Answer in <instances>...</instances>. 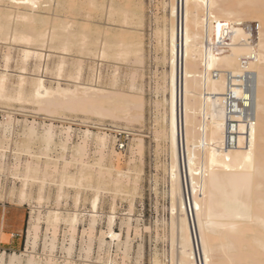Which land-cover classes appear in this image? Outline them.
<instances>
[{
  "label": "bare ground",
  "instance_id": "1",
  "mask_svg": "<svg viewBox=\"0 0 264 264\" xmlns=\"http://www.w3.org/2000/svg\"><path fill=\"white\" fill-rule=\"evenodd\" d=\"M8 3L17 11L19 7L31 11L30 14L22 15L15 13V17L12 15L14 12L3 15L7 20L17 18L26 23L22 30L13 31L10 37L12 42L23 45L20 50L21 61L34 58L39 62L37 71L46 72L41 62L48 56L42 53L44 48L47 50L46 45L55 43V46L58 45L56 48L66 52L69 44L67 39L56 33L47 35V32L55 29V23L59 26L66 24L67 27L68 24L50 21L44 31L35 29L31 27L33 12L46 4L44 0H9ZM85 7V22L80 28L82 46L89 54H95V58L101 61L110 53L118 61L129 59L132 63L141 64L143 43L138 34L143 20L141 3L135 0H86ZM95 11L103 13L102 20L105 23L104 27L96 30L91 28ZM249 23L257 24L255 36L250 32ZM112 24H117L118 29L110 30L109 26H114ZM163 24L164 30L161 35H157L167 39L163 50L168 56L164 55L162 60L169 64L166 139L170 150V224L172 245L176 248L171 264H264V0H169V20L163 18ZM6 28L0 22V33ZM92 33H96V37ZM33 44H39V50L32 49L30 46ZM8 58L6 54L5 63ZM80 63L76 66L75 77H69V80H79L82 70ZM62 64H57L60 66L55 77L57 82L61 81ZM3 69L0 73V99L8 100L11 99V96L6 95L8 70ZM24 72L18 76L14 99H22L28 89L30 102L37 106V111L45 118L61 120L65 113H70L93 115L128 124H141L143 120L142 101L131 93L120 94L99 87H85L79 82H75L73 88H62L57 83L56 88L51 89L44 85L41 76L34 75L27 81L29 78ZM94 77H98V71H94ZM9 121L1 124L2 136L15 119ZM80 121L83 125L87 124L85 128L94 129L98 126L100 129L98 134L81 131V136L77 137L80 142L74 149L77 153L75 162L80 165V179L90 169L92 174H96L97 182L107 180L121 186L120 179L125 178L124 173L117 170L112 181L105 174L111 170H104L103 163L116 152L112 146L108 148L109 134L102 128L111 127L117 132L130 131L108 123ZM71 122L73 119L61 120L65 125ZM54 130L52 124L44 128L40 138L46 145L55 137ZM70 130L68 126L58 132V137L63 141L60 145L67 146L72 138ZM36 134L35 127L31 125L28 129L29 138ZM3 139L0 137V143ZM90 140L97 147V158L93 165L84 160ZM142 150V139H135L132 153L141 157ZM139 163H142L141 159ZM66 165L64 162L63 174ZM32 167L26 164V172ZM47 168L42 172L44 176ZM52 172H57V169ZM140 172L139 169L134 173L133 182L126 179V185L132 186V190L136 189ZM97 195H93V213L89 216V227L84 230V235L89 237L95 229L99 203ZM38 220L36 224L31 223L27 231V242L32 247L39 233ZM59 221L60 213L50 211L46 231L50 232L48 239L51 245L56 240ZM77 222V215L73 212L66 231L70 236L69 248L74 241ZM106 222V231L99 236L100 244L104 243V239L119 241V234L113 231L114 215L107 216ZM18 261L19 257L13 254L9 256L8 264H18ZM34 263V256H28L26 264ZM44 263L52 264L51 259Z\"/></svg>",
  "mask_w": 264,
  "mask_h": 264
},
{
  "label": "rangeland",
  "instance_id": "2",
  "mask_svg": "<svg viewBox=\"0 0 264 264\" xmlns=\"http://www.w3.org/2000/svg\"><path fill=\"white\" fill-rule=\"evenodd\" d=\"M44 1L46 4L33 12L35 18L33 17L31 27L44 31L50 21L65 22L69 28L66 24L59 26L55 23V29L47 32V35L56 33L67 39L69 44L66 52L56 48L58 45L55 46V43L46 45L47 50L44 48L42 53L48 56L41 62L47 71L41 73L36 69L39 62L34 58H29L26 62L21 61L20 50L23 45L12 42L10 38L13 31L22 30L23 25H26L25 21L17 18L7 20L3 17L4 14L10 15L13 12L12 15L15 17V13L30 14L31 11L23 7H19L22 10L17 11L8 3L9 0H2L0 3V22L9 29L6 28L0 33V73L4 71L3 68L8 70L6 95L11 96L8 100L0 99V137L4 138L0 143V264H8L9 256L13 254L19 257L18 264H26L28 256H34V264H45L47 259H51L52 264L66 262L69 264H171L176 248L172 245L173 234L170 224V150L166 139L169 64L162 60L164 55L168 56L163 50L167 45V39L157 35V33L161 35L164 30L163 18L169 20V0H135L141 3L143 13L142 27H139L138 31L143 43L141 64L132 63L129 59L118 61L110 53L100 61L95 58V54L90 55L82 46L83 36L80 25L85 22L86 0ZM94 13L91 28L96 30L104 27L103 13L101 11ZM112 25L114 26H109L110 30L118 29L117 24ZM168 26L167 22L166 28ZM249 26L250 32L255 36L257 24L249 23ZM92 35L96 37V33ZM38 45L33 44L30 47L39 50ZM6 54L9 58L5 63ZM78 62H81L82 69L79 80H69V77H75ZM57 64H62V77L58 82L55 77L60 66ZM23 68L26 72L22 70ZM94 71H98L97 78L94 77ZM20 72H24L29 78L27 81L35 76H41L44 85L51 89H55L57 83L62 88H73V84L79 82L85 87H99L120 94L131 93L142 101L143 120L141 124H128L93 115L70 113H65L61 119L62 121L73 119L69 124H62L58 119L50 120L42 116L37 111V106L30 102L27 96L28 89L22 99H14ZM131 86L134 87L133 90L130 89ZM80 119L91 124L108 123L115 128L130 131L123 138L122 148L114 145L113 135L109 134L108 148L112 146L116 155L113 154L112 158L108 156L103 163L104 170H111L105 173L109 180H114L117 170L125 174V178L120 179L121 186H116L107 180L97 182L96 174H92L90 169L86 170L85 177L80 179V174L78 175L80 165L75 162L77 153L74 149L80 142L77 137L85 130L98 134L95 129L85 128L87 124L83 125ZM4 121H12L9 130L4 133L5 137L1 135V124ZM49 124L55 129V137L49 145H46L40 136ZM31 125L35 127L37 136L29 138L28 129ZM68 126L71 128L72 138L67 142V146L60 145L63 141L58 137V132ZM135 139L143 141L141 157L131 151ZM96 151L95 143L90 140L87 156L84 159L89 165L96 162ZM131 160L134 163L130 164ZM64 162L67 163L65 175L62 172ZM26 164L33 166L28 172H26ZM46 166L48 168L44 176L42 172ZM54 169H57L56 174L52 172ZM139 169L141 172L136 179V189L132 190V186L126 185V179L133 182L134 173ZM95 171H97L96 167ZM96 194L99 200L96 208L97 217L94 233L89 237L84 235V230L89 227V216L93 213L91 203L93 195ZM50 211L60 213L54 245H51L48 239L50 232L46 231L47 216ZM73 212L78 219L77 231L72 247L69 248L70 236L66 231ZM110 213L114 215L113 231L119 234V241L104 239V243L100 244L99 236L101 232L106 231L107 216L109 217ZM37 219H39V233L32 247L31 243L27 242V231L31 223L36 224Z\"/></svg>",
  "mask_w": 264,
  "mask_h": 264
},
{
  "label": "built area",
  "instance_id": "3",
  "mask_svg": "<svg viewBox=\"0 0 264 264\" xmlns=\"http://www.w3.org/2000/svg\"><path fill=\"white\" fill-rule=\"evenodd\" d=\"M106 128H108V129H106ZM94 129L97 130V131H100L98 126L96 128H94ZM111 129H112L111 127H105V128H102V131L113 135L112 139H114V142H115L114 145L118 146L119 148H122L123 147V138H124V136H127L128 133L127 132H123V131L117 132V131L111 130Z\"/></svg>",
  "mask_w": 264,
  "mask_h": 264
}]
</instances>
